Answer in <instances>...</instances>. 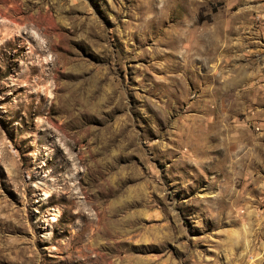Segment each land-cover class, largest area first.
<instances>
[{"label": "rangeland", "instance_id": "1", "mask_svg": "<svg viewBox=\"0 0 264 264\" xmlns=\"http://www.w3.org/2000/svg\"><path fill=\"white\" fill-rule=\"evenodd\" d=\"M0 264H264V0H0Z\"/></svg>", "mask_w": 264, "mask_h": 264}]
</instances>
